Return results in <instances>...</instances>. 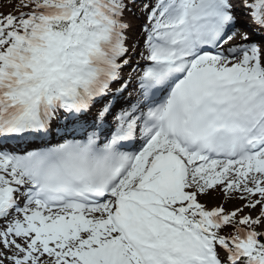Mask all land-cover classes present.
<instances>
[{"label": "snow or ice", "instance_id": "obj_1", "mask_svg": "<svg viewBox=\"0 0 264 264\" xmlns=\"http://www.w3.org/2000/svg\"><path fill=\"white\" fill-rule=\"evenodd\" d=\"M5 7L0 264H264V0Z\"/></svg>", "mask_w": 264, "mask_h": 264}, {"label": "rangeland", "instance_id": "obj_2", "mask_svg": "<svg viewBox=\"0 0 264 264\" xmlns=\"http://www.w3.org/2000/svg\"><path fill=\"white\" fill-rule=\"evenodd\" d=\"M7 3V0H0V9H4V5ZM6 10V9H5ZM5 10H3V11H5ZM216 200H215V202H213V203H218V201H220V200H222V196H220V197H218V196H216V198H215ZM211 202V201H210ZM236 203L237 202H229V203H227V202H223V204H224V206H225V208L226 209H232L234 206H236ZM209 204V203H208ZM217 205H220V203H218V204H216V205H213V206H217ZM211 207V206H210Z\"/></svg>", "mask_w": 264, "mask_h": 264}, {"label": "bare ground", "instance_id": "obj_3", "mask_svg": "<svg viewBox=\"0 0 264 264\" xmlns=\"http://www.w3.org/2000/svg\"><path fill=\"white\" fill-rule=\"evenodd\" d=\"M9 11V10H8ZM5 12H7V11H5ZM216 196H218V194H213V197H212V199L210 200L211 202H208L209 204V206H213V205H216V204H218L219 202H221V201H223V200H220V201H218V203H213V202H215V198H216ZM203 202V201H202ZM229 202H231V201H229Z\"/></svg>", "mask_w": 264, "mask_h": 264}]
</instances>
